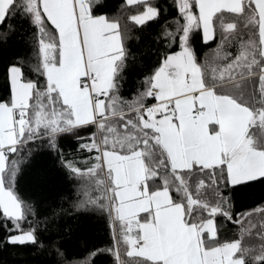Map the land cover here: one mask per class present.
I'll return each instance as SVG.
<instances>
[{"label":"snow or ice","instance_id":"6c2138e0","mask_svg":"<svg viewBox=\"0 0 264 264\" xmlns=\"http://www.w3.org/2000/svg\"><path fill=\"white\" fill-rule=\"evenodd\" d=\"M110 7L0 0V43L15 19L31 26L33 49L7 63L0 91V249H30L26 264H90L105 253L111 264H264V199L241 212L234 201L264 185V0ZM148 22L158 25L159 50L141 61L127 99L120 92L131 26ZM66 136L78 145L67 153ZM41 141L76 178L74 192L45 195L42 172L21 187L30 145ZM90 213L106 216L111 244L67 259L61 245L76 227L69 219ZM226 222L239 238H220Z\"/></svg>","mask_w":264,"mask_h":264},{"label":"trees","instance_id":"16d2710c","mask_svg":"<svg viewBox=\"0 0 264 264\" xmlns=\"http://www.w3.org/2000/svg\"><path fill=\"white\" fill-rule=\"evenodd\" d=\"M110 4L109 14H113L120 8L125 0H108ZM131 8V6H129ZM175 12V9H171ZM8 21H5L7 24ZM12 23L16 25L6 44L0 43V91L4 86V74L6 65L9 61L17 56L29 57L33 54V49L30 44L26 43L25 35L32 31L31 26H22L18 20L13 19ZM162 23V21H161ZM158 25L148 22L146 27L131 26V38L128 39V67L125 72L126 79L121 81L122 88L120 94L127 99H132L133 93L139 87L140 73L144 71L141 61L148 64L149 56L151 59H156L155 52L157 42L155 40ZM138 37V39H137ZM207 47L211 49L214 45L210 42ZM155 50V51H154ZM177 50V49H173ZM211 58V54H209ZM26 75L35 78V73L26 69ZM149 102H152L149 100ZM86 133L80 132L79 136H84ZM60 145L64 152H70L78 147L76 138L62 137ZM33 149L31 164L25 169V176L20 178L22 188L29 186V180L36 172H42L49 178L48 187L45 191L47 196H56L58 193H72L75 191L74 184L76 178H69L66 173L62 172L54 162V153L47 147L46 141L39 142V146L30 145ZM71 158V157H69ZM27 163V162H25ZM264 199V185L257 184L252 192L248 190L240 191L235 197V210L237 212L247 211L254 208ZM143 215V214H142ZM223 218L218 217L220 222ZM259 216L254 219V223L259 228ZM70 223L76 224L74 231L66 235L64 243L61 247L66 253L67 259L83 260L88 257L90 251L96 248H103L111 244V232L106 225V216L101 213H90L81 216L78 219L71 217ZM236 226L232 222H226L224 229L220 232V238H239V234L235 231ZM258 239V238H257ZM13 249H0V261L4 264H26L27 261L33 259L28 253L31 251L28 248L18 247L14 251L16 255H12ZM24 253V255H20ZM90 264H111V255L105 253L95 258L88 257Z\"/></svg>","mask_w":264,"mask_h":264}]
</instances>
